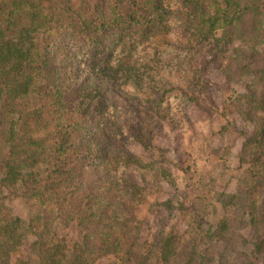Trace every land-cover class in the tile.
Here are the masks:
<instances>
[{"label": "trees", "instance_id": "obj_1", "mask_svg": "<svg viewBox=\"0 0 264 264\" xmlns=\"http://www.w3.org/2000/svg\"><path fill=\"white\" fill-rule=\"evenodd\" d=\"M165 58L185 64V89L158 68ZM201 59L247 81L229 106L249 126L244 169L217 197L223 215L213 226L195 214L183 264H252L264 257V200L263 212L253 201L264 196V0H0V264H177L175 224L143 239L140 160L125 142L147 147L171 102L197 101ZM16 199L36 204L25 231ZM56 224L81 240L69 247Z\"/></svg>", "mask_w": 264, "mask_h": 264}, {"label": "rangeland", "instance_id": "obj_2", "mask_svg": "<svg viewBox=\"0 0 264 264\" xmlns=\"http://www.w3.org/2000/svg\"><path fill=\"white\" fill-rule=\"evenodd\" d=\"M164 61L158 68L174 84L185 89L189 81L185 64L181 68L175 60L165 58ZM169 62L172 63L167 65ZM198 63L202 75L196 88L197 101L181 111L171 102L170 117L153 125L154 131L147 147L132 140L125 142L126 149L140 160V165H133L130 172L142 179L143 204L138 214L146 223L143 239L151 242L175 224L182 241L177 264L184 263L198 241L195 214H204L213 226L222 217L217 197L244 169L239 162L240 131L249 126L229 106L231 99L244 91L247 81L235 83L230 69L222 63H210L205 59ZM225 126L231 127L222 131ZM262 196L256 195L253 200L261 212ZM8 204L25 231L36 204L34 206L22 199ZM56 230L69 247L81 240L75 227L66 230L56 224ZM252 233V230L244 232L246 252L252 249L255 235ZM260 234H264V230ZM32 242L33 238L27 236L24 248L12 257V261L26 258ZM211 250L217 257L223 251L221 243L214 244ZM101 264L110 262L103 260ZM252 264H264V257H252Z\"/></svg>", "mask_w": 264, "mask_h": 264}]
</instances>
